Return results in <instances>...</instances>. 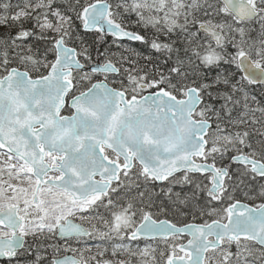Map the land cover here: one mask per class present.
Wrapping results in <instances>:
<instances>
[{
    "label": "snow or ice",
    "instance_id": "1",
    "mask_svg": "<svg viewBox=\"0 0 264 264\" xmlns=\"http://www.w3.org/2000/svg\"><path fill=\"white\" fill-rule=\"evenodd\" d=\"M0 264H264V0H0Z\"/></svg>",
    "mask_w": 264,
    "mask_h": 264
},
{
    "label": "trees",
    "instance_id": "2",
    "mask_svg": "<svg viewBox=\"0 0 264 264\" xmlns=\"http://www.w3.org/2000/svg\"><path fill=\"white\" fill-rule=\"evenodd\" d=\"M109 40V42H111V37L107 38ZM129 42H125V44L127 45ZM132 47L136 48L137 50H142V46H140L139 44H132Z\"/></svg>",
    "mask_w": 264,
    "mask_h": 264
}]
</instances>
